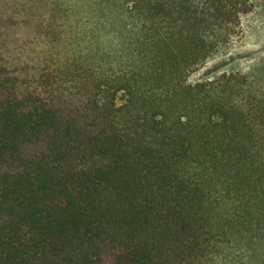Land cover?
<instances>
[{
  "label": "trees",
  "instance_id": "1",
  "mask_svg": "<svg viewBox=\"0 0 264 264\" xmlns=\"http://www.w3.org/2000/svg\"><path fill=\"white\" fill-rule=\"evenodd\" d=\"M250 0H0V264H264V99L188 76Z\"/></svg>",
  "mask_w": 264,
  "mask_h": 264
},
{
  "label": "rangeland",
  "instance_id": "2",
  "mask_svg": "<svg viewBox=\"0 0 264 264\" xmlns=\"http://www.w3.org/2000/svg\"><path fill=\"white\" fill-rule=\"evenodd\" d=\"M252 9L239 15V33L230 44L188 76V82L211 79L222 72L248 77L250 89L264 99V0H250Z\"/></svg>",
  "mask_w": 264,
  "mask_h": 264
}]
</instances>
